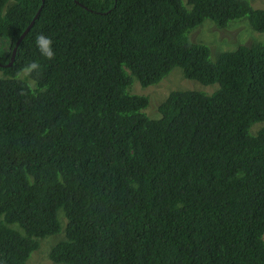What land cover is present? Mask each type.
Returning <instances> with one entry per match:
<instances>
[{
  "label": "trees",
  "instance_id": "16d2710c",
  "mask_svg": "<svg viewBox=\"0 0 264 264\" xmlns=\"http://www.w3.org/2000/svg\"><path fill=\"white\" fill-rule=\"evenodd\" d=\"M245 16L264 31L250 0H0V264L60 235L55 264H264V42L188 35ZM176 68L204 91L134 92Z\"/></svg>",
  "mask_w": 264,
  "mask_h": 264
},
{
  "label": "rangeland",
  "instance_id": "374dc122",
  "mask_svg": "<svg viewBox=\"0 0 264 264\" xmlns=\"http://www.w3.org/2000/svg\"><path fill=\"white\" fill-rule=\"evenodd\" d=\"M250 2L255 9H264V0H250ZM248 24L250 26V29L248 27L245 30L244 27ZM229 25H231V28L226 29L228 30V32L221 31L217 30L212 25L211 21L207 20L204 22L203 25L192 30L188 35L193 41L197 43H202L209 47L212 61H215L218 56L223 52L233 51V49H235L237 45H251L247 44L250 40L254 43L264 42V32L254 31L249 23V19L247 16L233 21ZM197 32H200L201 35L198 39H195V35L197 34ZM231 40H234L236 43L234 44L233 42H231ZM163 81L165 82L156 87L150 86L148 88H142L139 82L135 80L134 83L136 84V87H134V92L140 95H148L152 103L154 105H157L163 102L169 92L173 89L204 91V88H206L205 86H201L200 83L197 81L185 79L183 77V72L179 68H176L174 71H172V73H170V75L166 77ZM211 87L212 89H217V86ZM62 216L63 213L60 212V217ZM63 236L64 235H60L55 238L42 240L44 243L42 244L41 248L32 255L30 260H28L27 264H55L49 259L48 254L51 247L58 240L62 239Z\"/></svg>",
  "mask_w": 264,
  "mask_h": 264
},
{
  "label": "water",
  "instance_id": "95a60500",
  "mask_svg": "<svg viewBox=\"0 0 264 264\" xmlns=\"http://www.w3.org/2000/svg\"><path fill=\"white\" fill-rule=\"evenodd\" d=\"M37 19V16L34 18V20L32 21V23L27 27V29L24 31V33L21 35V37L19 38V40L17 41L16 43V46L13 50V53H12V57H11V62L7 65V66H12L14 61H15V57L17 55V52H18V47L20 45V43L23 41V39L27 36V34L29 33L31 27L33 26L35 20Z\"/></svg>",
  "mask_w": 264,
  "mask_h": 264
},
{
  "label": "clouds",
  "instance_id": "9594fccd",
  "mask_svg": "<svg viewBox=\"0 0 264 264\" xmlns=\"http://www.w3.org/2000/svg\"><path fill=\"white\" fill-rule=\"evenodd\" d=\"M259 9V8H258ZM249 27V29H250V26H249V24L248 25H245V30H246V28H248ZM229 28H231V27H229ZM229 28H227V29H229ZM254 30V29H253ZM224 31H226V32H228V30H224ZM254 31H256V30H254ZM264 32V31H263ZM257 33V32H256ZM231 42H233L234 44L236 43L234 40H231ZM40 43L42 44V45H44L45 46V49H47V45H48V41L47 40H44V39H42L41 38V40H40ZM253 42H251V40L250 41H248V43L247 44H252ZM47 54L49 55V56H51V52H47ZM33 67H35V65H33ZM164 83V82H163ZM162 84V83H161ZM160 85V84H159ZM158 86V85H157ZM153 87H156V86H153ZM152 88V87H151ZM172 91H181V90H177V89H173V90H171L170 92H172ZM169 92V93H170ZM168 96V95H167ZM46 239H48V238H46ZM44 242L42 241V243H41V245L43 244ZM38 251V250H37ZM37 251H35V252H37ZM35 252H33V254L35 253ZM32 254V255H33ZM32 255H31V257H32ZM30 257V258H31ZM30 258H29V260H30ZM28 262V261H27Z\"/></svg>",
  "mask_w": 264,
  "mask_h": 264
}]
</instances>
